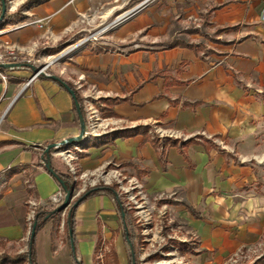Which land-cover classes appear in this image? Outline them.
I'll return each instance as SVG.
<instances>
[{"label": "crops", "instance_id": "crops-1", "mask_svg": "<svg viewBox=\"0 0 264 264\" xmlns=\"http://www.w3.org/2000/svg\"><path fill=\"white\" fill-rule=\"evenodd\" d=\"M120 3V0L11 3L12 9L24 4L17 22H41L10 32L5 31L10 23L0 25V72L12 76L8 77L11 81L0 80V241L6 242L8 252L25 251L27 188H33L30 193L40 203L61 190L47 171L43 154L48 145L63 143L80 132L74 101L61 86L69 83L80 97L84 112L83 102L92 106L98 100L109 128L73 146L77 152L70 146L61 151L64 155L49 151V166L67 173V163L61 159L67 156L70 161L75 159L71 164L80 173L96 174L110 163H118L120 170L144 186L146 193L168 194L175 201L188 202L200 214V218L189 212L185 216L200 236L198 257L214 259L215 251L214 260L218 261L250 240L242 228L239 241L229 240L207 225L205 218L211 216L206 210L210 203L223 201L224 191L240 187L245 181H240V174L246 168L238 167L234 156L219 148L214 139L228 147L235 143L242 146L250 130L248 122L264 116V24H261L264 0H177L174 6L181 11L182 19H196L199 11L207 33L199 28H184L186 32L164 44L161 41L168 36L157 34L158 29L153 26L156 24L147 12L117 28L112 49L98 47L93 51L86 45L71 56L62 53L58 75H54L49 64L52 60L48 58L53 59L59 52L54 53L55 44L66 42L76 27L84 31L82 27L93 22L91 15L98 6L116 9ZM212 8L216 9L210 11ZM103 30L101 33L108 28ZM197 38L202 41L196 42ZM40 57H45V65L26 85L36 71L31 63ZM249 88L253 90L246 92ZM255 93L261 97L251 96ZM118 123L120 127H115ZM137 126H147L148 130L125 138L113 136V132ZM235 156L238 159L240 155ZM116 214L113 199L103 192L77 207L76 262L95 264L97 241H100L97 248H103L107 232L110 231L111 237L117 230L113 226ZM65 219L66 216L56 227L57 233L53 231V218L38 231L37 264H73L70 242L61 236ZM120 239V235L113 239V249L118 264H126L121 256Z\"/></svg>", "mask_w": 264, "mask_h": 264}, {"label": "rangeland", "instance_id": "rangeland-1", "mask_svg": "<svg viewBox=\"0 0 264 264\" xmlns=\"http://www.w3.org/2000/svg\"><path fill=\"white\" fill-rule=\"evenodd\" d=\"M120 1L121 5L116 9L98 6L91 15L93 22L90 25H84V27H82L85 29L84 31H80V28L76 27L71 32L72 36L66 42H60L59 45H57L58 43L55 44V49L59 52L53 55V59L48 58V61L52 60L49 64L50 70H52L54 75H58L59 66L63 60L61 56L62 53L63 56H71L74 51L86 45L92 48L91 50L93 51L98 49V47L112 49L114 47L111 46V41L117 28L126 21L139 18L147 12H150L148 18L156 24L153 26L158 29L157 34L159 36H168L167 39L161 41L164 44L167 43L171 37L177 38L178 35L186 32L185 30H190L192 28H199L203 33H207L206 28L202 26V22L199 19V11H196V19H182L181 11H178L177 6H174L177 0H128L126 3L125 0ZM13 2H17V0H7L6 12L8 14L18 9V6L11 9V3ZM122 2L125 4L122 5ZM261 7H264V3ZM107 12L111 13L109 16L104 17ZM261 24H264V21H261ZM150 28L151 27L142 30L137 34V37L145 34ZM103 29L107 31L101 33ZM194 40L196 42L202 41L200 38ZM99 42H103L104 45H92L93 43ZM44 59L45 57H40L37 58L34 63H31L36 71L41 70L45 65ZM67 62L69 64L72 63V61L68 59ZM36 71L32 73L35 74ZM7 76L12 77L11 75ZM8 77L7 81H11ZM25 87L26 85H24L22 89ZM251 90H253V88H249L246 92ZM93 96H97V94ZM251 96L260 98L261 94L255 93L251 94ZM92 101H94V99ZM94 102L92 106L91 104L89 105V102H83L84 107L86 106L83 135L74 142H63L58 144V148H52L50 150L52 154H58L60 151L59 154L64 155L61 151H64L65 147L69 146V149L73 152H77L73 150V146L85 142L87 139L86 137H90L91 135L96 136L109 128V126L105 125V110L102 105H99L97 99H95ZM260 118H264V116L256 117L248 122L250 130L242 146L237 147V143H235L231 144V147H228L223 141L214 139L217 146L228 151L229 155L234 156V163L240 168H246V171L245 173L244 169L241 171L240 181H245H243L240 187H231L227 189L224 191L226 194L223 196V201H216L208 205L206 210L211 216L205 218L208 221L206 224L212 226L213 230L217 229L221 231L222 234L228 236V239L232 241H239L243 236V231L242 234L239 233L241 230L240 228H242V230L247 233V237L250 238V240L245 243L243 242V244L239 245L233 252L224 255L218 261L214 260L217 256L215 251L213 252L214 259L207 261L204 259L205 256L198 257L201 254L200 236L197 230L189 225V219L185 217L187 216L186 212L189 211L181 204L173 205V202L179 201L173 200L172 196L168 194L152 195L146 193L144 186L137 180L132 179L129 173L120 170L118 163H116L117 165L110 163L108 166L100 169L96 174H83L79 172L76 166L71 164L75 161L74 158L72 159L73 161H70L71 159L69 157L62 156L61 159L67 163V166L64 165L65 169L72 174L75 182L69 205L80 193L89 187L99 184L115 186L116 197L123 206L130 211L131 223L129 230L132 231L133 235L136 237L134 253L137 264H254L255 261L264 258V119L261 120ZM77 122L79 129H81L79 119ZM114 126L120 127V124L118 123ZM80 134L79 132L76 137ZM89 142L90 145L94 144L93 140ZM235 155L240 156L237 159ZM32 189V187L27 188L29 196L24 203L27 212L25 218L27 240L35 210L39 207L46 206V204L54 206L48 201L44 203L37 201L32 193H30ZM61 193L64 198V193L62 191ZM220 195L221 193H218V196ZM228 197L229 199H227ZM180 201L186 202L184 200ZM175 206L184 208H175ZM191 206L199 212L193 205ZM68 208L69 206L53 218L52 225L55 226L53 230L55 233L58 231L56 227L59 223L61 225L62 219L65 218ZM189 214L191 215L190 212ZM113 223V226H117V230L112 232L111 237L110 231L107 232L106 236L108 238H106L103 248H98L95 252V264H114V260H117V258L113 249V239L118 235L122 237V239H120L123 249L121 254L122 260H125L126 264H128L131 248L129 244L124 242V228L117 214L114 217ZM61 236L65 241L67 240V235L63 231V225ZM0 248L8 252L6 246H0ZM26 250L27 245L25 251Z\"/></svg>", "mask_w": 264, "mask_h": 264}, {"label": "trees", "instance_id": "trees-1", "mask_svg": "<svg viewBox=\"0 0 264 264\" xmlns=\"http://www.w3.org/2000/svg\"><path fill=\"white\" fill-rule=\"evenodd\" d=\"M5 3L7 4V0H5ZM24 7V4H22L15 12L8 14L7 12L5 13L4 17L0 21V25H3L5 23H15L19 20L20 16V11ZM216 8H212L210 11H213ZM209 11V12H210ZM191 32H197V30H192ZM54 53L57 52L58 50H53ZM56 82L60 83L61 81L55 79ZM67 87L72 89L71 84L66 83ZM65 90L66 88L61 85ZM75 99L79 105V112L81 114V117L85 118V112L84 109L81 105V99L78 96V94L75 92ZM113 102H117L118 99H113ZM75 106V105H74ZM76 110V109H75ZM110 115V114H109ZM148 130L147 126H137L132 129H122L118 130L116 132H113L114 138H125V137H130L137 132H143L146 133ZM153 146L157 147V143L155 141H152ZM43 159L45 162H49L50 164V155L49 153H44L43 154ZM55 174L57 175V178L62 181V184H59V187L63 193L65 191L67 192H72V189L74 188L75 182L73 181L72 175L67 172V173H61L58 171H55ZM57 181V180H56ZM106 193L108 194L114 201L118 217L120 221L122 222L123 228H124V233H123V239L126 244H129L131 248V254L128 259V264H137L136 263V258H135V253H134V246H135V235H133L132 231H130V223H131V218H130V211L127 210L123 204L118 200L116 197V187L113 185L106 186V185H96L93 187H89L85 189L74 201H72L69 205L68 211L66 213V219L63 223V231L67 235V240L70 242V245L72 247V252H71V257L73 264H81L79 262H76V256H75V248H76V239H75V233H74V214L77 209V207L86 201L87 199L98 195L99 193ZM2 194V189L0 190V196ZM63 199L59 202L58 205L56 206H51L50 204H46L44 207H39L35 210V215L34 218L31 222V226L33 223H35V229L34 233L31 236L30 233L28 235V240H27V250L25 252H20V253H9L6 251H3L0 253V264H37V259H36V253H35V238L47 222L51 220L52 218L56 217L59 212L56 211L58 206L62 203ZM78 201L77 205H74L75 202ZM181 204L183 205L190 213L193 215L195 218H200L199 212H197L191 205H189L186 202L179 201V202H173V205ZM69 233H71V239L69 237ZM100 241H97L95 252L97 251V247L99 246ZM0 246L4 247L6 246V242L0 241ZM114 264H117V260H114ZM254 264H264V258H260L259 260L255 261Z\"/></svg>", "mask_w": 264, "mask_h": 264}, {"label": "water", "instance_id": "water-1", "mask_svg": "<svg viewBox=\"0 0 264 264\" xmlns=\"http://www.w3.org/2000/svg\"><path fill=\"white\" fill-rule=\"evenodd\" d=\"M6 11H7V8H6L5 0H0V21L4 17ZM0 68H1V66H0ZM38 71H41V70H38ZM63 86L66 88L67 92L69 93V95L72 97V99L74 101L75 109H76V112H77V115H78V119H79V122H80V128H81L80 129V133L81 134L78 137H76V138H69L68 140L65 141L66 143H70V142H74V141L78 140L83 135V133H84V130H83V128H84V120L81 117V114L79 112V105H78V103H77V101L75 99V93H74V91L72 89L68 88L66 84H63ZM52 148H58V145L57 144H50V145H48L45 148L44 153H49V151ZM45 167H46L47 171L57 180V182L59 184L63 185L62 184V181L57 178V175L55 174V172L53 171V169L49 166V162H45ZM70 198H71V192L65 191L63 201L58 206V208L56 209V211L57 212H61V211L65 210L69 206ZM77 204H78V201L74 203V205H77ZM34 229H35V223H33L32 226H31V230H30V235L31 236L34 233ZM69 237L71 239V233H69Z\"/></svg>", "mask_w": 264, "mask_h": 264}, {"label": "built area", "instance_id": "built-area-1", "mask_svg": "<svg viewBox=\"0 0 264 264\" xmlns=\"http://www.w3.org/2000/svg\"><path fill=\"white\" fill-rule=\"evenodd\" d=\"M261 20L264 21V9L262 10L261 13ZM41 20H36V21H32V22H22V23H15V24H10L9 26H7L6 28V32H10V31H14V30H18L24 26L33 24V23H39L40 24ZM12 68V66H11ZM40 71H37L35 74L32 75L31 79L26 83V85L31 82L32 79L36 78L39 75ZM0 78L3 82H6L7 77L5 75H3L0 72ZM63 199V194L60 191L55 192L54 194H52L49 199L48 202H50L52 205L56 206L59 204V202Z\"/></svg>", "mask_w": 264, "mask_h": 264}, {"label": "bare ground", "instance_id": "bare-ground-1", "mask_svg": "<svg viewBox=\"0 0 264 264\" xmlns=\"http://www.w3.org/2000/svg\"><path fill=\"white\" fill-rule=\"evenodd\" d=\"M12 8H13V6H12ZM12 8H11V9H12ZM105 30H106V29H105Z\"/></svg>", "mask_w": 264, "mask_h": 264}]
</instances>
